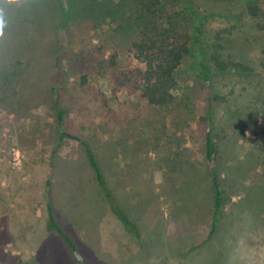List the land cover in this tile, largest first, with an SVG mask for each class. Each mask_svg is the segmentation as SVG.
Listing matches in <instances>:
<instances>
[{
  "label": "rangeland",
  "instance_id": "374dc122",
  "mask_svg": "<svg viewBox=\"0 0 264 264\" xmlns=\"http://www.w3.org/2000/svg\"><path fill=\"white\" fill-rule=\"evenodd\" d=\"M191 1L196 13L167 5L191 50L175 101L153 108L113 92L114 73L137 65L136 0H0V264H78L46 228L48 193L92 264H264V18L247 14L249 0ZM216 45L253 72H214ZM215 93L226 100L211 165L199 117ZM88 149L140 238L113 212Z\"/></svg>",
  "mask_w": 264,
  "mask_h": 264
},
{
  "label": "trees",
  "instance_id": "16d2710c",
  "mask_svg": "<svg viewBox=\"0 0 264 264\" xmlns=\"http://www.w3.org/2000/svg\"><path fill=\"white\" fill-rule=\"evenodd\" d=\"M175 1L179 2L180 0H136V21L138 22L140 33L139 38L132 43L131 51L134 54L137 65L127 71L114 73L115 86L113 92L125 89L131 95L140 94L153 108L166 107L175 101L174 90L179 85L177 73L186 55L191 50L192 41V35L188 31L183 30L185 27L183 26L182 28V25L179 24L175 13H166L167 5L174 4ZM183 1L182 3L186 4V7L191 12L196 13L191 0ZM245 8L250 17L264 18V5L259 3V1L249 0ZM210 61L216 73L234 71L240 74H249L254 70L251 65L245 62L225 58L218 45L214 46ZM100 65L104 66L102 63ZM105 66L113 70L117 66L115 58L110 63L105 64ZM225 100L226 97L223 94L215 93L211 95L205 105L204 113L199 117V125L205 137L206 158L211 165L214 163L220 148L218 133L214 127V110L216 105ZM54 107L58 121L62 123L66 109L61 106L58 95L54 100ZM87 151L96 181L105 194L113 212L128 230L137 238H140L141 235L137 225L111 194L95 153L91 149ZM213 188L215 193L214 209L219 212L224 204L225 191L216 173L213 174ZM46 212L47 230L61 238L78 264H92L82 254L72 234L57 219L52 197L49 193L47 194ZM214 231L215 223L211 229L210 236H212Z\"/></svg>",
  "mask_w": 264,
  "mask_h": 264
},
{
  "label": "built area",
  "instance_id": "2783aa9c",
  "mask_svg": "<svg viewBox=\"0 0 264 264\" xmlns=\"http://www.w3.org/2000/svg\"><path fill=\"white\" fill-rule=\"evenodd\" d=\"M16 155H17V158L20 159V152H19V150L16 151Z\"/></svg>",
  "mask_w": 264,
  "mask_h": 264
}]
</instances>
